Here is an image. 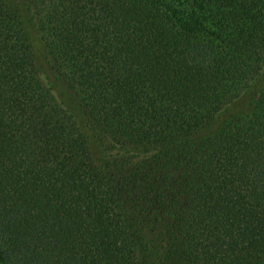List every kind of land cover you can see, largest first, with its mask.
I'll use <instances>...</instances> for the list:
<instances>
[{"label": "trees", "instance_id": "trees-1", "mask_svg": "<svg viewBox=\"0 0 264 264\" xmlns=\"http://www.w3.org/2000/svg\"><path fill=\"white\" fill-rule=\"evenodd\" d=\"M0 264H264V0H0Z\"/></svg>", "mask_w": 264, "mask_h": 264}]
</instances>
